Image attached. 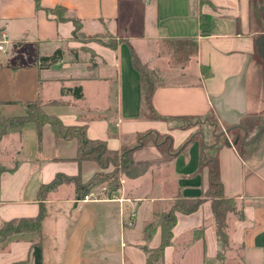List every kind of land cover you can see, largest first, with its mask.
Masks as SVG:
<instances>
[{"label":"crops","instance_id":"1","mask_svg":"<svg viewBox=\"0 0 264 264\" xmlns=\"http://www.w3.org/2000/svg\"><path fill=\"white\" fill-rule=\"evenodd\" d=\"M39 3L0 0V41L3 34L8 37L5 51H0V114L19 116L23 104L41 102L47 114L65 125H87L88 137L105 141L112 151L133 148L139 136L151 132L170 138L177 150L157 162L163 158L158 146L135 149L134 164L122 175L115 198L95 192L77 203L73 183L49 194L44 264L52 249L60 253L58 264H103L108 260L104 258L118 253L121 264H147L142 247L157 248L161 228L147 238L145 226L179 195L204 201L192 214L177 213L172 243L156 264H264V154L247 158L244 148L223 137L205 145L203 136L194 137V129L177 123V118L213 116L217 124L233 128L264 112L263 81L257 71L263 60L257 39L264 34V20L257 16L254 0ZM57 6L67 9V20L57 21L47 13ZM201 14L210 17L207 30L201 29ZM72 19L81 21L80 33L87 37L110 34L123 42L116 49L98 41L85 43L73 37ZM126 42L160 78L152 107L161 119L152 118L145 108L140 75ZM83 47L95 56L84 53ZM57 50L63 59L41 67L39 59ZM77 87L82 88V99L67 92ZM77 150L76 140H57L50 125L43 127L41 142L32 122L21 134L6 135L0 143V224L36 217L39 187L58 174L87 182L102 171L96 162H76ZM203 155L217 157L224 195L235 198L243 215L227 217L230 246L223 259L212 200L206 198L210 171L201 164ZM130 211L135 217L128 224ZM51 219L58 223L52 235L44 226ZM95 229L100 233L93 234ZM37 240L36 233L10 236L0 246V264H34L30 249Z\"/></svg>","mask_w":264,"mask_h":264},{"label":"trees","instance_id":"2","mask_svg":"<svg viewBox=\"0 0 264 264\" xmlns=\"http://www.w3.org/2000/svg\"><path fill=\"white\" fill-rule=\"evenodd\" d=\"M37 6L40 7L39 0H35ZM47 13L54 17L57 21H65L67 17V9L62 6H57L55 8H47ZM75 25V30L73 32L74 38L87 37L80 33L81 21L79 19H72ZM200 24L202 30H207L210 25V17L205 14L200 15ZM89 41H98L112 49H116L119 43L123 41L117 40L112 35H96L94 37H87ZM88 41V42H89ZM85 43H87L85 41ZM130 51V58L132 66L139 73L143 102L147 111L151 114L152 118L161 119L160 116L154 113L152 107V97L160 82V78L156 71L149 69L146 64H144L133 45L126 42ZM194 52L197 51V44H194ZM64 57V53L61 50H57L53 55L48 57H41L39 63L41 67H48L56 64ZM204 70V68H203ZM66 89H63V94ZM67 92L72 93L76 99H82V88L77 87L74 89H68ZM24 113L19 116L6 117L0 114V143L2 139L11 133H22V129L26 123L32 122L37 126L39 141L41 142L42 130L45 125H50L57 140H76L78 143L77 156L75 161L79 164L85 161L96 162L102 169L101 172L95 174L87 182H83L80 176L69 177L63 174H58L53 181L48 184H42L39 187L37 194V201L40 206V211L36 217L32 218H20L10 221H3L0 224V246L3 245L7 239L15 234L20 233H36L38 235V240L31 246L30 253L33 258L34 264H44L43 257V246L45 241V236L43 234V222L48 215L47 211V201L49 194L55 192L60 186L64 184L75 185V200L76 202L83 201L86 196L90 195L93 190L103 184L107 185L106 195L111 198L116 195L121 188V178L122 175L128 170L130 166L134 164L133 152L131 150L112 151L107 147V143L102 140H93L88 137L87 125H65L62 120L55 115L47 114L41 102H30L23 104ZM209 117V116H207ZM206 117V118H207ZM214 119L213 116H210ZM192 119L191 117L177 118V123L179 127L186 128L182 126L181 121ZM211 124L217 127V122L213 121ZM262 126H260L261 128ZM229 130L227 134L223 135V139L227 143L231 140L232 144L239 147L240 136L250 133V128L248 125V119L244 120L241 126L233 128H225ZM223 131H219L221 134ZM218 134V135H219ZM226 137V138H225ZM168 140L170 138L166 137ZM218 138V136H217ZM242 138V147L245 146ZM230 139V140H228ZM249 142V141H247ZM186 143L182 148V151L188 147ZM241 149V148H240ZM170 159V158H168ZM120 162V165L119 163ZM201 164L209 167L210 171V184L207 192L206 198L212 200L213 215L216 223V232L218 240L221 246V251L219 252V258L223 259V252L227 250L230 246L229 240V226L227 223V217L229 213H235L238 217L242 218L243 215L237 210V203L235 198H228L224 195L223 184L221 182L220 170L217 157H207L203 155ZM110 165L114 166V169L105 172ZM203 198H185L181 195L172 202L171 207L164 212L156 213L155 220L145 226V234L147 238H151L153 231L160 227L161 228V243L157 248L151 249L147 246L142 247V250L146 253L147 264H156L164 259L165 249L171 245L173 240V229L177 223V213L192 214L196 212L201 204L203 203ZM202 231V230H199ZM21 264H27L23 262Z\"/></svg>","mask_w":264,"mask_h":264},{"label":"rangeland","instance_id":"3","mask_svg":"<svg viewBox=\"0 0 264 264\" xmlns=\"http://www.w3.org/2000/svg\"><path fill=\"white\" fill-rule=\"evenodd\" d=\"M254 8H255V12L258 13L257 16L259 17L260 21L263 22V20H264V0H254ZM105 35L107 36L109 34H105ZM79 38L82 41H86V42L89 41V39L87 37H79ZM162 47H166V46L163 45ZM83 48H84L83 49L84 53H87V55H89V56H90V54H92L93 57L95 56L87 47H83ZM65 57H67L66 58L67 60H69V58H70L69 56H65ZM91 62L93 63L94 61L92 60ZM258 62H257L258 63L257 71L260 74L261 79L263 81L262 87H263V93H264V61L262 59H259ZM147 67L149 69H151L149 66H147ZM262 100L264 102V95L262 97ZM255 116H258V117H253V118L248 119V125L250 128V133H248L247 141H250L255 136V134L260 129V126H264V112H262L261 114L255 115ZM213 121H215V120L209 116L207 118L206 117L192 118V119L181 121V123H182V126H186V128H192L195 130L194 137H197L200 135L203 136L204 140H205V145H207L208 143L215 142V140L217 141V136H219L218 132L221 130L222 131L225 130V128L223 126H221L220 124L217 125L218 128L211 125L214 123ZM240 137L241 138L239 140V146H240L241 150H242V148H244L243 152L247 158H250L252 153L257 154L258 156L261 154H264V135H262L257 140L256 144L250 148L248 147L249 145L247 147H246V145L242 147L241 141H242L243 135H241ZM228 140H230V139H228ZM135 145H136L135 146L136 148L135 147L126 148L125 150H131L132 152H134L135 149L141 148L142 146H145V147H149V146H153V145L158 146L159 149L161 150V152L163 153V158H160L161 160H157V162H162L165 159H167L168 157L177 153V150L172 149V147L170 146V141L165 136H160V135H157L153 132L139 136V139ZM167 152H169L168 156H167ZM118 163L120 165V162H118ZM110 168H112V170H113L114 166L110 165V167L108 169H110ZM108 169L105 170V172L111 171ZM106 188H107L106 184H103V185L96 187L93 190V192L91 193L92 197H93V193L95 194V192H99L100 196H103V195L105 196L106 193H105L104 189H106ZM54 210H55V208H54ZM83 214L84 213H82V215ZM128 218H129V220L127 219V223L130 224V222L134 219L131 211H130ZM45 224H46V226H45ZM72 225L74 226L75 223ZM44 226L46 227V228L44 227L45 231L47 233H50V235L58 232V223L54 222L53 219H51L50 221L48 220L46 223H44ZM138 230H139V226L136 228V231H138ZM94 231L95 232L93 234H95V235L100 233L96 229ZM88 232H91V230H88ZM110 232H112V229L110 230ZM59 255H60L59 251H53V249H52L50 251V253L47 254L45 257L47 264H58L59 258H60ZM104 259H108V260L101 261V262H103V264H106L107 262L109 264H121V262H122L120 260V254L119 253L118 254H111L108 256V258H104Z\"/></svg>","mask_w":264,"mask_h":264},{"label":"water","instance_id":"4","mask_svg":"<svg viewBox=\"0 0 264 264\" xmlns=\"http://www.w3.org/2000/svg\"><path fill=\"white\" fill-rule=\"evenodd\" d=\"M257 47H258V53L259 55L263 58L264 60V34H262L258 39H257ZM229 132V130H224L221 134H219L218 138L222 137L224 134H227ZM264 132V126H262L258 132L255 134V136L249 141L247 142V137L248 134L246 133V135L243 138V143L245 145H249L251 143H253L254 141H256L258 139V137ZM230 144V143H229Z\"/></svg>","mask_w":264,"mask_h":264},{"label":"built area","instance_id":"5","mask_svg":"<svg viewBox=\"0 0 264 264\" xmlns=\"http://www.w3.org/2000/svg\"><path fill=\"white\" fill-rule=\"evenodd\" d=\"M7 38H8L7 35L3 34L2 40L0 41V51H3V52L5 51V47L4 46L7 43ZM91 197H92V194L86 196L83 201H88ZM113 198H115V195H113ZM132 215H133V217H135V213L134 212H132ZM130 224H131V222H130Z\"/></svg>","mask_w":264,"mask_h":264}]
</instances>
